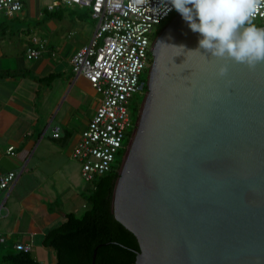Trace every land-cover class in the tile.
Here are the masks:
<instances>
[{"label":"water","instance_id":"95a60500","mask_svg":"<svg viewBox=\"0 0 264 264\" xmlns=\"http://www.w3.org/2000/svg\"><path fill=\"white\" fill-rule=\"evenodd\" d=\"M199 39L176 12L150 46L111 201L132 264H264V62L212 58Z\"/></svg>","mask_w":264,"mask_h":264},{"label":"crops","instance_id":"0c3cea01","mask_svg":"<svg viewBox=\"0 0 264 264\" xmlns=\"http://www.w3.org/2000/svg\"><path fill=\"white\" fill-rule=\"evenodd\" d=\"M64 24L71 35L73 22ZM54 27L52 35L32 36L25 43L7 41V28L0 35V174L17 173L12 186L0 193V236L5 238L0 248L30 244L41 264L56 260L54 250L42 244L44 234L67 213H76L77 198L82 197L81 207L85 204L88 187L78 182L76 164L79 172L80 167L71 150L100 98L91 87L97 98L92 101L89 82L70 65L73 53L89 41H68L54 34L63 27ZM33 37L46 44L37 58L29 59L26 48ZM54 126L60 128L57 138L52 137Z\"/></svg>","mask_w":264,"mask_h":264},{"label":"built area","instance_id":"2783aa9c","mask_svg":"<svg viewBox=\"0 0 264 264\" xmlns=\"http://www.w3.org/2000/svg\"><path fill=\"white\" fill-rule=\"evenodd\" d=\"M87 7L96 25L89 42L78 48L70 58L76 76H83L100 94L99 103L73 145L71 157L79 163L80 176L91 182L94 178L117 170L123 156L130 128H134L129 105L135 93L146 91L143 74L151 63L150 46L165 19L164 0H50L46 9ZM171 8V5H167ZM24 9V0H0V16L14 17ZM264 20L261 7L254 20ZM161 28V27H160ZM159 28V29H160ZM26 48L27 58H37L46 40L33 37ZM60 136V128H52V137ZM8 152L14 154L13 146ZM118 166V167H117ZM16 171L0 174V193L8 190L16 179ZM86 204H83V208ZM5 238L0 236V243ZM17 249L30 251L31 245L18 243Z\"/></svg>","mask_w":264,"mask_h":264},{"label":"trees","instance_id":"16d2710c","mask_svg":"<svg viewBox=\"0 0 264 264\" xmlns=\"http://www.w3.org/2000/svg\"><path fill=\"white\" fill-rule=\"evenodd\" d=\"M26 0H24V7ZM46 11L50 16L62 17V10ZM174 15L172 13L170 18ZM255 26L264 22L254 23ZM164 25V24H163ZM162 25V26H163ZM161 26V27H162ZM118 167V166H117ZM118 172L94 178L84 198L86 207L78 216L67 213L64 220L50 228L43 236L42 244L55 252L52 264H132L139 245L136 237L111 212L112 194ZM0 264H41L30 251L8 249L0 251Z\"/></svg>","mask_w":264,"mask_h":264},{"label":"clouds","instance_id":"9594fccd","mask_svg":"<svg viewBox=\"0 0 264 264\" xmlns=\"http://www.w3.org/2000/svg\"><path fill=\"white\" fill-rule=\"evenodd\" d=\"M164 5L165 15L174 8L190 30L199 34L197 50L203 49L212 58L230 59L250 70L264 62V28L253 23L264 0H164ZM217 71L224 76L228 69L221 65Z\"/></svg>","mask_w":264,"mask_h":264},{"label":"rangeland","instance_id":"374dc122","mask_svg":"<svg viewBox=\"0 0 264 264\" xmlns=\"http://www.w3.org/2000/svg\"><path fill=\"white\" fill-rule=\"evenodd\" d=\"M49 2L50 0H26V5L23 11L18 13L17 16L11 18L0 16V35L2 32L1 28H7V32L5 35L7 41H11V43L13 41L25 43V41L32 36H40L43 33L45 34V37H47L49 34L52 35L53 29L56 28L54 27V25H56L62 26L63 29L60 32L55 31L54 34H63V37L66 40L68 39V41L71 39L72 42H74V39H78L80 42L89 41L96 25V21L94 18H92L89 8L66 7L65 9H62V17H60L62 19V22H59L60 18L56 16H50V14L46 11V6ZM176 12L177 11H175L174 14ZM169 19H165L163 24H165ZM64 20H66L67 23L73 22V30L75 31L71 35H68L69 33L67 29L64 30ZM261 22H264V20H253V23ZM160 27L161 26H155L154 31L156 32ZM143 78H147V71L143 74ZM88 89V94H84L89 95L92 98V101L95 102L97 98L94 95L95 92L91 93L92 88L90 84L88 86ZM143 97L144 92H138L135 93L131 98L129 110L131 112V119L133 123H135L138 114V108L140 103L142 102ZM129 130H132V128H130ZM121 158L122 156H117V159ZM76 174L78 177V182H80V184L86 183L87 187L91 185L92 182L87 183L80 177L78 164H76ZM80 200H82V197L77 198V201L75 203V206L76 204L78 205L76 209V215L78 216H80L85 210V208L81 207ZM0 251H5V249L0 248Z\"/></svg>","mask_w":264,"mask_h":264},{"label":"flooded vegetation","instance_id":"af4514ba","mask_svg":"<svg viewBox=\"0 0 264 264\" xmlns=\"http://www.w3.org/2000/svg\"><path fill=\"white\" fill-rule=\"evenodd\" d=\"M134 109H135V106H134Z\"/></svg>","mask_w":264,"mask_h":264}]
</instances>
